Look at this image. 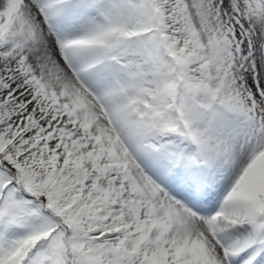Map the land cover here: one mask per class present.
I'll list each match as a JSON object with an SVG mask.
<instances>
[{"label": "snow or ice", "instance_id": "snow-or-ice-1", "mask_svg": "<svg viewBox=\"0 0 264 264\" xmlns=\"http://www.w3.org/2000/svg\"><path fill=\"white\" fill-rule=\"evenodd\" d=\"M0 264H264V0H0Z\"/></svg>", "mask_w": 264, "mask_h": 264}]
</instances>
